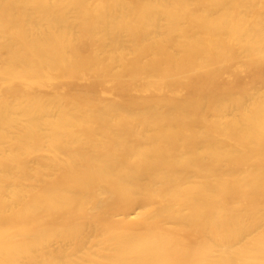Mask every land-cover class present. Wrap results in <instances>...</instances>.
<instances>
[{
	"label": "bare ground",
	"instance_id": "1",
	"mask_svg": "<svg viewBox=\"0 0 264 264\" xmlns=\"http://www.w3.org/2000/svg\"><path fill=\"white\" fill-rule=\"evenodd\" d=\"M0 264H264V0H0Z\"/></svg>",
	"mask_w": 264,
	"mask_h": 264
}]
</instances>
